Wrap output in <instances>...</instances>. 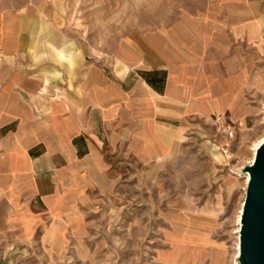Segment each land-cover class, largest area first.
I'll return each mask as SVG.
<instances>
[{"label": "rangeland", "instance_id": "374dc122", "mask_svg": "<svg viewBox=\"0 0 264 264\" xmlns=\"http://www.w3.org/2000/svg\"><path fill=\"white\" fill-rule=\"evenodd\" d=\"M70 1L0 0V9L25 20L36 60H58L54 46L110 74L120 59L162 65L214 94L240 126L228 140L213 117L192 115L158 159L105 152L108 190L84 189L73 210L68 195L61 220L44 216L2 244L0 264H236L240 171L264 125V0H77L68 21Z\"/></svg>", "mask_w": 264, "mask_h": 264}, {"label": "crops", "instance_id": "0c3cea01", "mask_svg": "<svg viewBox=\"0 0 264 264\" xmlns=\"http://www.w3.org/2000/svg\"><path fill=\"white\" fill-rule=\"evenodd\" d=\"M31 48L25 20L0 9V247L24 240L44 216L61 220L68 195L73 210L84 189L104 194L106 153L145 164L169 152L192 115L227 116L214 94L162 65L120 59L110 74L54 46L58 60L39 61Z\"/></svg>", "mask_w": 264, "mask_h": 264}, {"label": "water", "instance_id": "95a60500", "mask_svg": "<svg viewBox=\"0 0 264 264\" xmlns=\"http://www.w3.org/2000/svg\"><path fill=\"white\" fill-rule=\"evenodd\" d=\"M242 172L247 180L238 218L236 264H264V139Z\"/></svg>", "mask_w": 264, "mask_h": 264}, {"label": "built area", "instance_id": "2783aa9c", "mask_svg": "<svg viewBox=\"0 0 264 264\" xmlns=\"http://www.w3.org/2000/svg\"><path fill=\"white\" fill-rule=\"evenodd\" d=\"M213 124L216 125V131L220 132L226 139L231 140L235 137V130L239 129L240 124L234 122L224 115H215L212 119ZM223 153L227 152V147L221 148Z\"/></svg>", "mask_w": 264, "mask_h": 264}, {"label": "bare ground", "instance_id": "6f19581e", "mask_svg": "<svg viewBox=\"0 0 264 264\" xmlns=\"http://www.w3.org/2000/svg\"><path fill=\"white\" fill-rule=\"evenodd\" d=\"M264 119V118H263ZM264 139V125H263V129L262 131H260V133L255 137V139L253 141L250 142L249 144V150H250V157L246 160V164L250 163L252 157H253V153L255 148L257 147V145ZM241 175H245V181L247 180V173L240 171ZM239 218V216H238ZM237 229H238V219H237ZM237 255V237H236V241H235V257Z\"/></svg>", "mask_w": 264, "mask_h": 264}]
</instances>
